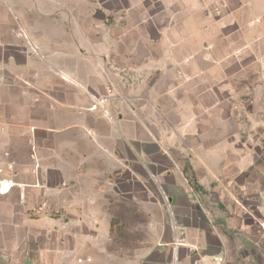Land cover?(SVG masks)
Listing matches in <instances>:
<instances>
[{"label": "crops", "instance_id": "0c3cea01", "mask_svg": "<svg viewBox=\"0 0 264 264\" xmlns=\"http://www.w3.org/2000/svg\"><path fill=\"white\" fill-rule=\"evenodd\" d=\"M0 184V264H264V0H0Z\"/></svg>", "mask_w": 264, "mask_h": 264}, {"label": "built area", "instance_id": "2783aa9c", "mask_svg": "<svg viewBox=\"0 0 264 264\" xmlns=\"http://www.w3.org/2000/svg\"><path fill=\"white\" fill-rule=\"evenodd\" d=\"M9 186H1L0 184V193H4V192H7L9 190ZM216 262H222V259L221 258H215L214 259ZM90 261V260H87V262ZM83 261L81 259H78V263H82ZM200 261H195L194 264H199Z\"/></svg>", "mask_w": 264, "mask_h": 264}, {"label": "rangeland", "instance_id": "374dc122", "mask_svg": "<svg viewBox=\"0 0 264 264\" xmlns=\"http://www.w3.org/2000/svg\"><path fill=\"white\" fill-rule=\"evenodd\" d=\"M188 179H189V176H188Z\"/></svg>", "mask_w": 264, "mask_h": 264}, {"label": "bare ground", "instance_id": "6f19581e", "mask_svg": "<svg viewBox=\"0 0 264 264\" xmlns=\"http://www.w3.org/2000/svg\"><path fill=\"white\" fill-rule=\"evenodd\" d=\"M5 186V185H4Z\"/></svg>", "mask_w": 264, "mask_h": 264}]
</instances>
